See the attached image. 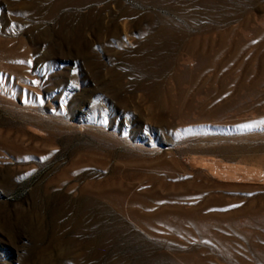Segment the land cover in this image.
<instances>
[{"label":"rangeland","instance_id":"374dc122","mask_svg":"<svg viewBox=\"0 0 264 264\" xmlns=\"http://www.w3.org/2000/svg\"><path fill=\"white\" fill-rule=\"evenodd\" d=\"M0 264H264V0H0Z\"/></svg>","mask_w":264,"mask_h":264}]
</instances>
